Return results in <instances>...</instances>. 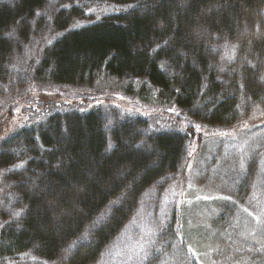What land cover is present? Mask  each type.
I'll list each match as a JSON object with an SVG mask.
<instances>
[{
  "label": "trees",
  "instance_id": "1",
  "mask_svg": "<svg viewBox=\"0 0 264 264\" xmlns=\"http://www.w3.org/2000/svg\"><path fill=\"white\" fill-rule=\"evenodd\" d=\"M98 4L116 10L88 11ZM98 80L166 91L181 112L159 128L101 93L71 100ZM39 86L40 119L0 141V257L96 264L180 171L197 128L263 113L264 0H0V108L24 111Z\"/></svg>",
  "mask_w": 264,
  "mask_h": 264
},
{
  "label": "rangeland",
  "instance_id": "2",
  "mask_svg": "<svg viewBox=\"0 0 264 264\" xmlns=\"http://www.w3.org/2000/svg\"><path fill=\"white\" fill-rule=\"evenodd\" d=\"M115 10L98 4L88 11L99 15ZM176 86L173 82L168 88ZM38 90L48 88L31 89L28 106L11 118L9 104L0 108V141L12 137L24 121L26 127L29 120L40 119L43 102ZM138 90L119 81L98 80L67 92L71 100L101 93L112 97L108 105L152 118L155 127L172 126L164 125L172 120L169 113L181 111L167 101V92L143 98ZM60 97L70 100L66 94ZM49 107L54 112L56 102ZM197 133L203 139L198 136L192 143L180 171L147 190L139 211L96 264H264V111L234 129L197 128ZM253 161L257 169L247 178ZM172 222L179 228L177 234ZM0 264L47 263L0 257Z\"/></svg>",
  "mask_w": 264,
  "mask_h": 264
},
{
  "label": "snow or ice",
  "instance_id": "3",
  "mask_svg": "<svg viewBox=\"0 0 264 264\" xmlns=\"http://www.w3.org/2000/svg\"><path fill=\"white\" fill-rule=\"evenodd\" d=\"M37 15H41V13H39V12H37L36 13ZM8 35H12V33H9ZM197 127H199V126H197ZM111 148V144H109V149ZM116 202H113V204H115ZM18 214V213H17ZM103 219H104V217H103V215L101 216V217H99V218H97V221H95L94 222V225L93 226H95L97 223H102L103 222ZM67 251V250H66ZM145 259H148V257L147 256H145L144 257Z\"/></svg>",
  "mask_w": 264,
  "mask_h": 264
}]
</instances>
